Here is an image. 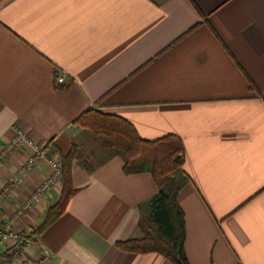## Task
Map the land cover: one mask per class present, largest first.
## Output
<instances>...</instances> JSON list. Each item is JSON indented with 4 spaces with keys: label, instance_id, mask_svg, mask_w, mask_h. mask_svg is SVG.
<instances>
[{
    "label": "crops",
    "instance_id": "crops-1",
    "mask_svg": "<svg viewBox=\"0 0 264 264\" xmlns=\"http://www.w3.org/2000/svg\"><path fill=\"white\" fill-rule=\"evenodd\" d=\"M90 109L183 148L189 264H264V0H0V154L20 126L61 160ZM31 154L22 145L0 165V190ZM124 167L120 156L93 172L74 162L75 192L39 235L50 264H174L118 245L143 238L140 206L159 191L151 172ZM51 171L43 161L6 194L1 217ZM62 192L61 178L22 234ZM6 251L10 264L36 257L33 247Z\"/></svg>",
    "mask_w": 264,
    "mask_h": 264
},
{
    "label": "trees",
    "instance_id": "trees-1",
    "mask_svg": "<svg viewBox=\"0 0 264 264\" xmlns=\"http://www.w3.org/2000/svg\"><path fill=\"white\" fill-rule=\"evenodd\" d=\"M60 88L68 86L63 85ZM75 123L89 129L96 136L95 140H98L108 154L105 157L120 156L128 173L151 172L159 187L158 193L140 206L143 238L119 242L118 245L130 251H157L174 264H189L185 252V215L178 203L179 191L190 181L184 170L183 148L169 142L160 144L158 141H147L126 119L98 109L85 111ZM98 136L103 139H97ZM61 162L62 195L49 207L44 221L28 237L40 235L66 210L75 192L72 186L74 162H78L86 171L93 172L103 160L90 144L74 142L71 150L62 155ZM1 215L0 213V217ZM5 254L7 251L0 253V257H5Z\"/></svg>",
    "mask_w": 264,
    "mask_h": 264
},
{
    "label": "built area",
    "instance_id": "built-area-1",
    "mask_svg": "<svg viewBox=\"0 0 264 264\" xmlns=\"http://www.w3.org/2000/svg\"><path fill=\"white\" fill-rule=\"evenodd\" d=\"M22 145L29 146L32 154L23 167L9 176L7 183L0 190V213L4 207L5 195L24 183L38 165L47 160L52 167V171L47 179L31 194L29 199L19 206L10 217H7V219L0 217V247L11 248L16 256L26 248L33 247L36 257L32 264H50L51 255L39 235L28 237L32 231L22 234L18 227L26 213L61 179L62 162L50 154L51 143L41 144L22 127L17 126L15 127L14 137L0 154V165ZM0 264L10 263L5 257H0Z\"/></svg>",
    "mask_w": 264,
    "mask_h": 264
},
{
    "label": "rangeland",
    "instance_id": "rangeland-1",
    "mask_svg": "<svg viewBox=\"0 0 264 264\" xmlns=\"http://www.w3.org/2000/svg\"><path fill=\"white\" fill-rule=\"evenodd\" d=\"M76 124V123H75ZM78 125L80 128H79V133L77 135V142H83V143H86V144H90L95 151H97L98 155L100 158H102V160H104V158H106L105 156H107V152L104 151V149L100 146L99 142H97L95 140L96 136L87 128L85 127H82L80 126L79 124H76ZM101 138L103 139L102 136H98L97 139H100Z\"/></svg>",
    "mask_w": 264,
    "mask_h": 264
}]
</instances>
